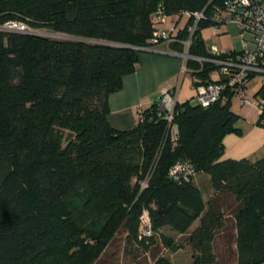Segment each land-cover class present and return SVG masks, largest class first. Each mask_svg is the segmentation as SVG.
<instances>
[{"label": "trees", "instance_id": "obj_1", "mask_svg": "<svg viewBox=\"0 0 264 264\" xmlns=\"http://www.w3.org/2000/svg\"><path fill=\"white\" fill-rule=\"evenodd\" d=\"M224 1L0 0V264H93L92 248L113 223L127 244L146 250L161 228L184 233L195 220L191 264H219L213 242L223 230L234 236L233 264H264V155L222 159L224 136L241 131L232 92L223 89L225 99L206 108L193 96L176 101L174 144L156 101L129 130L107 121L108 95L135 70L140 48L154 45L153 10L161 5L178 20L203 11L188 53L204 58L200 28ZM190 21L170 50L182 51ZM8 22L31 31L1 29ZM187 67L193 87L214 81L209 63ZM177 164L185 172L171 175ZM197 173L209 177L206 203L193 182ZM150 264L173 263L158 255Z\"/></svg>", "mask_w": 264, "mask_h": 264}, {"label": "built area", "instance_id": "obj_2", "mask_svg": "<svg viewBox=\"0 0 264 264\" xmlns=\"http://www.w3.org/2000/svg\"><path fill=\"white\" fill-rule=\"evenodd\" d=\"M190 18V24L186 27L187 37L180 41L182 51L169 50L170 43L176 41L175 33L177 26L174 22L171 28L166 27L167 13L163 6L158 5L151 13V21L154 25L151 47H143L141 50L153 51L158 44H166L167 52L181 59L177 76V85L170 86L162 91L156 100L157 114L165 118L169 123V135L172 144L177 137L175 125L170 123L174 116V106L176 102L175 89L180 83L185 73L191 72L187 67V62L192 61L200 66L209 63L215 67L210 77L213 82L199 83L194 86L192 102L201 106L209 107L225 99L222 97L223 89L232 92L236 96L240 105L251 108L262 116L261 124L264 123V0H225L223 6L209 18L210 31L212 35L220 33V26L227 24L234 28L236 34L241 38V49L238 51L222 50L214 46L206 47L208 57L193 56L188 53L191 37L195 30L199 29L200 20L204 19L203 11L184 13ZM1 29L7 31L30 32L27 25L17 22L5 23ZM244 33H249L251 39L244 38ZM258 76L260 79L258 89L248 97L246 89L248 81ZM221 79L220 83L218 81ZM185 167L177 164L170 168V174L176 175L181 171L185 172ZM142 233L150 235L149 218L146 211L140 216Z\"/></svg>", "mask_w": 264, "mask_h": 264}, {"label": "rangeland", "instance_id": "obj_3", "mask_svg": "<svg viewBox=\"0 0 264 264\" xmlns=\"http://www.w3.org/2000/svg\"><path fill=\"white\" fill-rule=\"evenodd\" d=\"M177 15L167 16V28H171L177 20ZM187 17L182 14L177 22V28L184 25ZM170 22V24L168 23ZM171 25V26H170ZM227 24L220 26V33L212 35L210 26L200 28L203 43L206 47L214 46L219 49L234 48L241 49V38L228 30ZM36 32L46 34L45 29L36 30ZM244 38L251 39L249 33H244ZM195 79L190 72L184 74L179 90L176 93V101L183 102L190 99L194 94L192 81ZM260 79L258 76L252 77L248 81L246 94L250 97L259 87ZM230 110L235 113H242L245 118L239 116L235 126L240 128V133H228L224 136V153L234 155L233 159L240 158L241 155L249 156L251 160L260 158L264 155V125L256 124L258 112L240 105L236 96H232L229 103ZM223 153L222 159L227 158ZM194 184L200 189L202 200L207 202L212 194V188L209 183V177L202 173H197L193 178ZM224 215L227 223L230 224V210L224 207ZM198 224L195 220L184 233H177L165 226L160 229L159 233L154 235L155 245L148 249L137 247L136 245L127 244L125 233L119 225L113 223L110 234L102 237L95 243L92 249L98 250V256L93 264H150L155 256L162 255L168 258L173 264H191L193 255L196 254L188 242L189 233ZM164 235V239L161 237ZM228 230L219 233L213 242V252L219 264H233L236 261V248L233 235H229Z\"/></svg>", "mask_w": 264, "mask_h": 264}, {"label": "crops", "instance_id": "obj_4", "mask_svg": "<svg viewBox=\"0 0 264 264\" xmlns=\"http://www.w3.org/2000/svg\"><path fill=\"white\" fill-rule=\"evenodd\" d=\"M168 23L170 24V22ZM228 30H231L234 35L236 34L234 28L229 27ZM167 48L166 44L161 43L155 46L153 51L139 50L137 52L138 61L135 70L123 75L121 88L110 93L107 97V121L113 128L121 131L133 128L137 123L139 113L143 109L156 101L164 89L177 85L176 79L181 59L167 52ZM221 49L225 51L236 50L234 48ZM181 81L178 86H180ZM178 86L175 89V98L179 90ZM236 114L245 118L242 113ZM228 152H223L225 157L233 158L234 155ZM240 158L250 157L241 155Z\"/></svg>", "mask_w": 264, "mask_h": 264}]
</instances>
